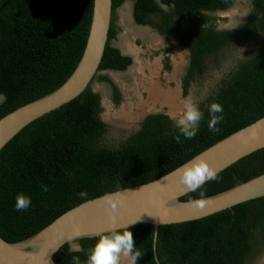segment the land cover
<instances>
[{
  "label": "trees",
  "instance_id": "16d2710c",
  "mask_svg": "<svg viewBox=\"0 0 264 264\" xmlns=\"http://www.w3.org/2000/svg\"><path fill=\"white\" fill-rule=\"evenodd\" d=\"M126 0H112L108 40L98 70L75 98L22 128L0 149V236L25 239L66 210L99 195L149 182L264 115V0H251L244 20L219 29L209 12L228 9L234 0H131L132 17L162 35H170L189 51L184 91L204 73L206 59L240 40H251L217 87L198 106L204 113L192 140L178 144L175 120L163 113L144 117L140 128L120 141L106 139L100 119L101 97L91 83L101 70H125L132 62L111 40L116 37L113 13ZM93 0H0V117L59 87L78 64L89 33ZM100 81L110 83L106 75ZM115 90V88L113 87ZM116 92V90H115ZM117 97V93H115ZM224 108L220 131L208 129V107ZM183 140V137H181ZM264 172V148L219 172L198 192L181 200L210 196ZM41 185L49 189L43 192ZM86 191L81 199L78 193ZM201 192L203 195L201 196ZM31 196L27 212L15 211L17 194ZM156 256L161 264H253L264 252V196L203 218L158 227ZM138 264H157L151 248V224L130 226ZM95 240L81 238L78 248L61 246L53 264H72Z\"/></svg>",
  "mask_w": 264,
  "mask_h": 264
},
{
  "label": "water",
  "instance_id": "95a60500",
  "mask_svg": "<svg viewBox=\"0 0 264 264\" xmlns=\"http://www.w3.org/2000/svg\"><path fill=\"white\" fill-rule=\"evenodd\" d=\"M112 0H93V13L82 56L70 76L56 89L33 99L0 117V149L33 120L78 96L96 74L108 40ZM151 113V112H150ZM155 113V112H152ZM148 114L145 113L143 117ZM102 119L101 114H99ZM141 119V120H142ZM264 148V115L203 149L171 171L146 183L125 187L126 206L115 216L110 214L99 195L66 210L33 235L15 242L0 236V264H53L52 257L64 244L71 248L81 238L106 233L113 227H126L139 219L160 225L180 223L211 215L232 206L264 196V172L219 193L191 200H181L186 190L175 171L196 157H201L218 172L240 158ZM202 200L196 207L191 201ZM160 221V223H159ZM155 261L161 264L154 251ZM264 262V252L253 264Z\"/></svg>",
  "mask_w": 264,
  "mask_h": 264
},
{
  "label": "rangeland",
  "instance_id": "374dc122",
  "mask_svg": "<svg viewBox=\"0 0 264 264\" xmlns=\"http://www.w3.org/2000/svg\"><path fill=\"white\" fill-rule=\"evenodd\" d=\"M132 5L131 0H126L114 11L117 34L111 40V45L131 57V64L123 71L101 70L91 83L92 89L100 94V114L108 125L106 139L111 142L120 141L130 132L138 130L145 113L163 112L176 121L186 101L199 105L217 87L229 69L248 53L252 43L251 40L243 39L228 46L223 54L218 52L209 56L205 61L204 73L192 78L184 91L188 49L170 35H162L151 26L135 23ZM250 8L251 0H234L228 9L208 14L216 19L219 29H231L244 20ZM99 75L108 76L110 83L100 81ZM153 86L164 93L175 91L181 105L174 110H170L166 104L151 106L153 102L148 101V97L149 89ZM142 103L152 108H144ZM77 248L78 244L71 247ZM123 264H130V260H123Z\"/></svg>",
  "mask_w": 264,
  "mask_h": 264
},
{
  "label": "clouds",
  "instance_id": "9594fccd",
  "mask_svg": "<svg viewBox=\"0 0 264 264\" xmlns=\"http://www.w3.org/2000/svg\"><path fill=\"white\" fill-rule=\"evenodd\" d=\"M6 96H0V103L6 102ZM209 120L208 129L210 132L216 133L220 131L218 127L225 119L224 108L219 102H212L208 107ZM204 119V113L199 106L192 102L186 101L183 106V112L175 121L179 134L175 136L178 144H182L184 140L194 139L199 130L201 121ZM183 137V140L181 139ZM179 184L186 192H198L209 181H218L220 179L219 172L211 167L207 161L201 157H196L174 173ZM42 191H49L46 185H41ZM203 193L201 192V196ZM81 199H86L88 193L81 191L78 193ZM102 202L106 204L110 214L115 216L120 208L126 206L125 193L123 190L108 193L102 198ZM194 206H203L202 200L191 201ZM32 206V198L24 193H19L15 199V211L27 212ZM140 217L126 227H113L106 233L92 235L90 239L95 240L94 245L86 253V264H123V259L130 260V264H138V260L142 255V251L137 249L134 242L130 226L138 222ZM160 223V221H159ZM160 234L159 229L151 235V248L153 251L159 246ZM58 251V250H56ZM83 251V249H77ZM72 264H82L80 256H73Z\"/></svg>",
  "mask_w": 264,
  "mask_h": 264
},
{
  "label": "bare ground",
  "instance_id": "6f19581e",
  "mask_svg": "<svg viewBox=\"0 0 264 264\" xmlns=\"http://www.w3.org/2000/svg\"><path fill=\"white\" fill-rule=\"evenodd\" d=\"M157 88H158L157 86H153L149 89V96L150 97H148V99H149L148 101L153 102V105H151V106L154 107V105H157V104H159V105L166 104L168 106V108H170V110H174V109H176V107L181 105V103H179L176 99L177 97H176L175 91H170V92L164 93L163 91H160ZM151 97H153V98H151ZM141 106L144 108H152L149 104L144 105L142 103ZM141 110L144 111V109H141ZM123 260L127 261V258H125ZM262 264H264V262Z\"/></svg>",
  "mask_w": 264,
  "mask_h": 264
},
{
  "label": "flooded vegetation",
  "instance_id": "af4514ba",
  "mask_svg": "<svg viewBox=\"0 0 264 264\" xmlns=\"http://www.w3.org/2000/svg\"><path fill=\"white\" fill-rule=\"evenodd\" d=\"M160 113H163V112H160ZM150 114H156V113H148V114H146L144 117H146L147 115H150ZM163 114H165V113H163ZM166 115H167V114H166ZM168 116H169V115H168ZM144 117H143V119H144ZM143 119H142V120H143ZM142 120H141V121H142ZM103 122H104V121H103ZM140 123H141V122H140ZM139 128H140V125H139ZM139 128H138V129H139ZM70 249H71V248H70Z\"/></svg>",
  "mask_w": 264,
  "mask_h": 264
}]
</instances>
